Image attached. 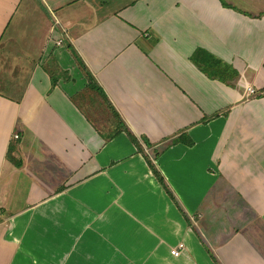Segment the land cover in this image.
<instances>
[{"label": "crops", "instance_id": "1", "mask_svg": "<svg viewBox=\"0 0 264 264\" xmlns=\"http://www.w3.org/2000/svg\"><path fill=\"white\" fill-rule=\"evenodd\" d=\"M223 1L0 0V264H264V0Z\"/></svg>", "mask_w": 264, "mask_h": 264}, {"label": "trees", "instance_id": "2", "mask_svg": "<svg viewBox=\"0 0 264 264\" xmlns=\"http://www.w3.org/2000/svg\"><path fill=\"white\" fill-rule=\"evenodd\" d=\"M221 3L224 7H227V8H230V9H235L233 7H231L230 5L226 4L223 0H221ZM78 61L80 62V59L78 58ZM94 90L98 91V93L102 94L103 95V92L100 90L99 87L97 86H91ZM264 91V89H263ZM121 125H123L121 123ZM128 137L130 138V140L134 143V144H138L137 140L135 137H133L126 129H125ZM145 141V145L146 146H149V142H147V140H144ZM186 143L188 146H191L192 145V141L190 140H185L183 137H179V138H176L175 140L172 141V144H176V143ZM146 159H147V162H148V165L150 167V169L152 170V173L155 175V177L157 178V180L160 182V184L164 187V189L166 190L167 193H169V190H168V187L166 186L165 182H164V179L162 178V176L159 174V172L156 170L154 164L152 163V161L149 159V157L146 156Z\"/></svg>", "mask_w": 264, "mask_h": 264}, {"label": "rangeland", "instance_id": "3", "mask_svg": "<svg viewBox=\"0 0 264 264\" xmlns=\"http://www.w3.org/2000/svg\"><path fill=\"white\" fill-rule=\"evenodd\" d=\"M211 68H212V66H211ZM257 74L259 75L257 77V79L256 80H252L250 82L251 85L254 87V90L256 91L255 95H253L251 97V98H254V99L258 98V96L264 95V93H262L263 92V87H264V84H263L264 83V68L260 69V71H258ZM215 75H217V74H215ZM119 125H121V122L119 123ZM144 143L142 142L143 145H144Z\"/></svg>", "mask_w": 264, "mask_h": 264}, {"label": "built area", "instance_id": "4", "mask_svg": "<svg viewBox=\"0 0 264 264\" xmlns=\"http://www.w3.org/2000/svg\"><path fill=\"white\" fill-rule=\"evenodd\" d=\"M55 44H56L57 46L61 45V44H62V40H60V39L57 40V41L55 42ZM247 93H248V95H255L256 91H255L254 89H252V88H247ZM14 138L16 139L17 136H14ZM182 248H183V244H182V243L178 244L177 248L174 249V250H172V252H171L172 255H173V256H178L179 253H180V250H182Z\"/></svg>", "mask_w": 264, "mask_h": 264}]
</instances>
